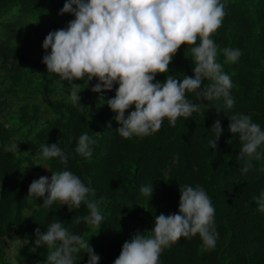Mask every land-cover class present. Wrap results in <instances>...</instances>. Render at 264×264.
Wrapping results in <instances>:
<instances>
[{
    "label": "trees",
    "instance_id": "16d2710c",
    "mask_svg": "<svg viewBox=\"0 0 264 264\" xmlns=\"http://www.w3.org/2000/svg\"><path fill=\"white\" fill-rule=\"evenodd\" d=\"M66 0H0V23L17 8L16 20L1 24L0 36V264H9L7 239L22 236L29 243L30 258L37 264H46L48 250L40 247L35 253V231L47 232V226L58 219L74 234H80L100 257L99 264H114L123 244L137 232L152 235L155 217L179 212L180 190L184 185L201 186L207 192L215 208V228L218 232L214 248H206L197 234L181 238L166 248L160 264H264V212L258 211L253 200L264 192V158L252 161V168L243 173L244 161L238 159L241 143L238 134L229 131L231 116L238 113L252 116L253 122L264 130V0H222L226 4L223 25L212 37L220 50L239 49L241 56L235 63H225L222 51L218 62L231 78V96L234 106L228 109L223 99L202 101L201 112L189 119L180 117L171 126L165 119L161 129L148 136L124 139L116 133L120 127L107 104L96 106L94 101L101 94L91 89L98 81H76L82 110L72 100L48 98V83L60 82L64 87L70 83L54 73H48L41 57L31 54L33 36L24 28L25 21L35 18L43 25L53 22L52 15H60ZM37 40L36 50L43 47L45 38L38 24L33 27ZM50 53V49L48 50ZM191 51L182 46L170 65V74L178 79L183 75L194 78ZM157 81L164 82L165 75ZM89 83V84H88ZM208 83L205 81V84ZM116 88L104 92L105 99L115 96ZM193 103H202L194 94H188ZM22 104L20 123L8 126L7 107ZM219 105L220 113L217 114ZM43 107L46 112H43ZM126 116L130 114V111ZM219 119L223 135L217 149H211L210 140L215 139L211 129ZM41 121H43L41 123ZM111 122V128L108 123ZM35 133L36 144L26 147L24 139L18 140L19 150H34L45 144H56L69 154L67 164L59 158L47 160L49 170L41 171V177L51 179V172L69 170L87 186L94 189L89 199L100 201L104 217L99 227L83 221L72 223L75 216L88 215L86 205L70 211L60 202L48 208L41 207L43 199L27 198L30 178H22L24 162L16 153L4 148L23 132ZM87 133L95 140L92 156L85 158L74 152L81 134ZM14 138V139H13ZM229 141H231L229 143ZM258 151L264 152V146ZM34 170L37 169L34 167ZM153 184V195L146 197L141 186ZM93 229L96 238H88ZM88 255L82 250L75 264H88Z\"/></svg>",
    "mask_w": 264,
    "mask_h": 264
},
{
    "label": "clouds",
    "instance_id": "9594fccd",
    "mask_svg": "<svg viewBox=\"0 0 264 264\" xmlns=\"http://www.w3.org/2000/svg\"><path fill=\"white\" fill-rule=\"evenodd\" d=\"M60 15L71 14L75 18L67 28L50 32L44 42L46 55L43 63L48 73L58 75L70 83V98L81 108L80 87L76 81H98L92 87L100 106H107L116 113L120 127L116 133L124 138L142 137L158 132L167 119L175 126L180 117L186 120L201 112L202 101H219L233 108L234 98L231 78L218 62L222 51L225 63H235L241 56L239 49L220 50L212 38L222 27L226 4L222 0H66ZM182 46L191 51L194 78L183 79L170 74V65ZM50 49V53L48 50ZM165 75L164 82L157 81ZM205 81L208 83L205 84ZM88 83V84H89ZM113 98L105 99L102 93L113 91ZM194 94L202 103H193L188 94ZM134 106V110L126 116ZM217 114L220 108L217 106ZM229 131L238 134L242 147L238 159L244 161L243 173L252 168L253 160L264 158L258 151L264 146V130L253 122L252 116L238 113L229 118ZM111 128V122L108 123ZM215 139L211 149H217L223 135L221 121L217 119L211 129ZM231 141H229L230 143ZM95 140L86 132L81 134L74 152L90 158ZM6 152L19 153V144L12 143ZM59 158L67 164L66 154L56 144H45L37 151L36 159ZM179 212L155 217L152 235L137 232L123 244L114 264H160L166 248L181 238L201 237L206 248H214L218 237L215 228V208L203 187L184 185L179 187ZM153 184L141 186L140 192L153 195ZM94 189L87 186L69 170L51 172L34 180L29 186L27 198L43 199L41 207L48 208L55 202L66 205L70 211L86 205L88 215L75 216L72 223L81 221L99 227L104 219L100 201L89 199ZM258 211L264 212V192L254 196ZM35 247L48 250L46 264H75L76 256L83 250L88 264H99L100 257L80 234L69 231L65 224L54 219L47 232L35 231Z\"/></svg>",
    "mask_w": 264,
    "mask_h": 264
},
{
    "label": "rangeland",
    "instance_id": "374dc122",
    "mask_svg": "<svg viewBox=\"0 0 264 264\" xmlns=\"http://www.w3.org/2000/svg\"><path fill=\"white\" fill-rule=\"evenodd\" d=\"M18 16L17 8L13 7L12 10L2 19V22L0 23V31L3 30V26L1 24L8 23L10 21L16 20ZM57 15H52L53 17V22L58 24L60 26V29L67 28L68 23L73 20L75 17L71 14H69L68 18L66 19H60L56 17ZM39 21L35 18H29L25 21V27L29 34L33 36V40L31 41V49H34L35 51L32 50L31 54H34V58L41 57L42 54L45 52L44 48L41 47L38 50H36V42L37 40H41V37L39 38L36 37V32L33 31V27H35L36 24L41 28L40 33L37 34H42L44 38L52 32L55 31L56 29L51 25H43L42 23H38ZM5 39L0 36V43L3 42ZM1 82H2V74L0 73V87H1ZM57 88V92H50L48 91V98H54V99H61V98H66L68 101L71 100L70 98V92H71V87H64L62 83L60 82H55L54 84L48 83L46 89L50 88ZM94 104L96 106L100 107V102L99 99L94 101ZM23 105L22 104H17L14 103L13 105L11 104L10 106L7 107L6 110V119H3L4 122L8 123V126H17L20 123V113ZM43 112H46L45 108L43 107ZM43 121H41L42 123ZM26 127H24L23 132L19 133L18 135L14 136L15 140L10 143H18V140L21 139L23 136L27 135L26 138L24 139L26 147H32L33 145L36 144V139H35V133L30 135L27 133ZM13 138V139H14ZM40 148H36L34 150H20L19 153H16L18 157L21 159H29L24 162V170L22 173V178L27 179L30 178L31 182L29 185L34 181L38 180L41 177V171L44 168L46 172H48L49 167H48V162L47 160L41 158V159H36V154L37 151ZM34 167L37 169L34 170ZM88 238H96L97 237V232L95 229L87 235ZM7 245H8V262L9 264H37L35 260L30 258L28 246L29 243L26 239H24L22 236H17L15 235L13 238L7 239Z\"/></svg>",
    "mask_w": 264,
    "mask_h": 264
}]
</instances>
